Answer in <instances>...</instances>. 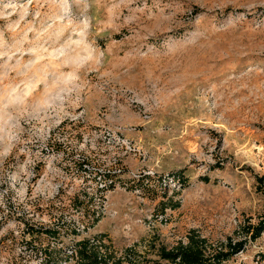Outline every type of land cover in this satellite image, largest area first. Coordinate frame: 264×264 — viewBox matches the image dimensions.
I'll use <instances>...</instances> for the list:
<instances>
[{"label":"rangeland","instance_id":"1","mask_svg":"<svg viewBox=\"0 0 264 264\" xmlns=\"http://www.w3.org/2000/svg\"><path fill=\"white\" fill-rule=\"evenodd\" d=\"M263 175L264 0H0V264H264Z\"/></svg>","mask_w":264,"mask_h":264},{"label":"trees","instance_id":"2","mask_svg":"<svg viewBox=\"0 0 264 264\" xmlns=\"http://www.w3.org/2000/svg\"><path fill=\"white\" fill-rule=\"evenodd\" d=\"M207 179V176H205ZM264 181V175L260 177ZM247 231L251 232L252 238H257L264 231V219L257 224L249 223ZM245 239L235 240L229 237L224 247L209 248L207 239L194 232L188 233L185 240L179 241L173 246L160 244L156 247V257L147 258V264H227V260L241 247ZM89 239L79 240L73 250L78 258V264H109V258L92 246ZM127 251H132L128 248ZM46 253L51 254L52 250ZM50 257L46 258L45 264H50ZM122 263V261H119Z\"/></svg>","mask_w":264,"mask_h":264}]
</instances>
